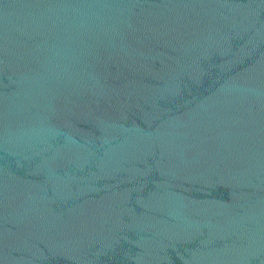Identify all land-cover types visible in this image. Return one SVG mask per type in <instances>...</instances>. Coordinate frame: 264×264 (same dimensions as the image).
<instances>
[{"label":"water","instance_id":"95a60500","mask_svg":"<svg viewBox=\"0 0 264 264\" xmlns=\"http://www.w3.org/2000/svg\"><path fill=\"white\" fill-rule=\"evenodd\" d=\"M0 264H264V0H0Z\"/></svg>","mask_w":264,"mask_h":264}]
</instances>
